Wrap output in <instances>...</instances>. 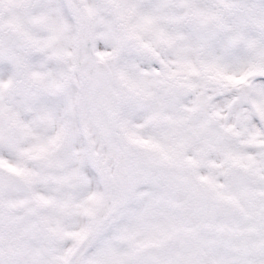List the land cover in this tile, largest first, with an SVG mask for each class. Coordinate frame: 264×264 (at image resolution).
<instances>
[{"label": "snow or ice", "instance_id": "6c2138e0", "mask_svg": "<svg viewBox=\"0 0 264 264\" xmlns=\"http://www.w3.org/2000/svg\"><path fill=\"white\" fill-rule=\"evenodd\" d=\"M0 264H264V0H0Z\"/></svg>", "mask_w": 264, "mask_h": 264}]
</instances>
